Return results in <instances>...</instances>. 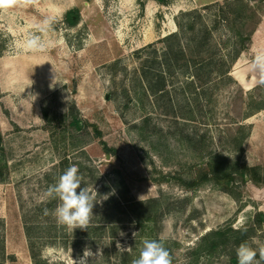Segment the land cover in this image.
I'll return each instance as SVG.
<instances>
[{
    "label": "rangeland",
    "instance_id": "rangeland-1",
    "mask_svg": "<svg viewBox=\"0 0 264 264\" xmlns=\"http://www.w3.org/2000/svg\"><path fill=\"white\" fill-rule=\"evenodd\" d=\"M227 20L187 0H0V264H76L85 247L100 251L87 264H131L160 238L172 264H238L241 243L264 246V17L231 64ZM174 31L188 67L164 64ZM200 42L209 67L192 87ZM212 157L229 181L198 178ZM71 165L95 195L87 230L59 225L46 196ZM216 229L225 245L199 251Z\"/></svg>",
    "mask_w": 264,
    "mask_h": 264
},
{
    "label": "trees",
    "instance_id": "trees-1",
    "mask_svg": "<svg viewBox=\"0 0 264 264\" xmlns=\"http://www.w3.org/2000/svg\"><path fill=\"white\" fill-rule=\"evenodd\" d=\"M159 2L163 3V0H158ZM217 5L218 8H220L221 13L226 16L227 21L230 23H236V25L228 26L229 29L233 32L235 43L237 48L234 50V53L231 56L229 64L234 62L237 59V56L242 50H245L247 48V43L251 41V35L255 31V27L257 26V23L261 19V17H264V0H223L222 2H216L213 4L205 5L204 8H209L210 6ZM228 15V18H227ZM65 19L68 21L70 25H75L78 21V14L73 13V11L68 10L65 14ZM251 24L252 27L247 31V26ZM176 26L179 28L181 27L179 23H176ZM174 39L173 44H167L165 48V52L163 53V59L164 64L167 68L174 67L175 64H178L181 62V64H178V66L182 65L183 61L186 67L189 65V59L186 58L184 52L180 48V46L177 44L175 45V40H179L178 33L176 31L170 32L167 35H165L162 38V42H169V40ZM205 42V41H204ZM201 42L196 45V51L198 53L193 54L190 59L193 62V68L194 72L186 74L185 76L187 78H191L192 80L188 82V85H191L192 87H195V80H197L199 83H202L203 80H205L206 75H202L200 72L201 68L209 67L206 65V59L203 58L202 54H204V50H199L201 47ZM220 64V63H219ZM217 66V69H221L222 64ZM194 79V80H193ZM194 84V85H193ZM165 86V83L163 81L162 76H157V81L155 85L150 87V90L152 92L163 90ZM261 106H257L255 109H259ZM69 124L77 129H79L80 120H78L75 116H72ZM94 127L95 133L99 136L100 130L97 129V127ZM65 165H68L66 161L64 162ZM207 169L199 174L198 178L201 179H212L217 182L221 180L229 181L231 178L230 173L226 172L225 169V159L222 157H212L210 160L206 163ZM254 168L252 167H243L241 170H239V175L245 179L248 177V174L253 173ZM255 182H257V179L251 177ZM154 199H149V201H153ZM148 201V202H149ZM262 216V215H261ZM232 232L237 233L236 236V243H240V241H244L251 235V230L249 227H240L231 229ZM28 234V233H27ZM226 233L224 230L216 229L211 230L204 234L201 238V243L199 244L198 249L199 251H202L204 253H214L219 248H221L223 245H225V239H226ZM202 248V249H201ZM231 261H233V257L230 258Z\"/></svg>",
    "mask_w": 264,
    "mask_h": 264
},
{
    "label": "clouds",
    "instance_id": "clouds-1",
    "mask_svg": "<svg viewBox=\"0 0 264 264\" xmlns=\"http://www.w3.org/2000/svg\"><path fill=\"white\" fill-rule=\"evenodd\" d=\"M36 42L34 39L30 41V44L35 45ZM255 63L264 68V54L257 55ZM82 182L83 177L78 167L71 165L46 191L47 197L59 201L52 215L59 225L65 226L71 231L77 228L87 230L93 215L95 195L87 187H81ZM45 213L47 214V209ZM134 235L135 233H133ZM117 247L125 248L120 244H117ZM99 252L98 250L97 253H93L90 248L85 247L83 256L75 262L79 264L83 260L84 264H87L88 259ZM236 256L238 264H261L264 261V246L257 250L247 243H241L236 249ZM131 264H172V255L164 238L144 239L138 258L133 259Z\"/></svg>",
    "mask_w": 264,
    "mask_h": 264
},
{
    "label": "crops",
    "instance_id": "crops-1",
    "mask_svg": "<svg viewBox=\"0 0 264 264\" xmlns=\"http://www.w3.org/2000/svg\"><path fill=\"white\" fill-rule=\"evenodd\" d=\"M187 1L189 4L193 5L194 7H202L216 2H221L223 0H187Z\"/></svg>",
    "mask_w": 264,
    "mask_h": 264
}]
</instances>
